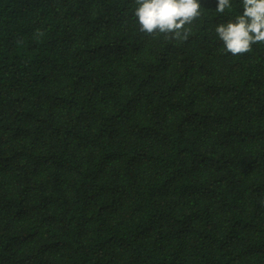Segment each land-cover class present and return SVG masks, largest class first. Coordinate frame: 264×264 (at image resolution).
<instances>
[{
  "label": "trees",
  "instance_id": "trees-1",
  "mask_svg": "<svg viewBox=\"0 0 264 264\" xmlns=\"http://www.w3.org/2000/svg\"><path fill=\"white\" fill-rule=\"evenodd\" d=\"M0 264H264V0H0Z\"/></svg>",
  "mask_w": 264,
  "mask_h": 264
}]
</instances>
